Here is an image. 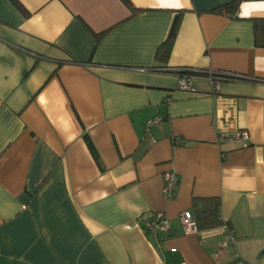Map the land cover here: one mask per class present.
<instances>
[{
  "label": "crops",
  "instance_id": "crops-1",
  "mask_svg": "<svg viewBox=\"0 0 264 264\" xmlns=\"http://www.w3.org/2000/svg\"><path fill=\"white\" fill-rule=\"evenodd\" d=\"M232 1L0 0V264H264V0Z\"/></svg>",
  "mask_w": 264,
  "mask_h": 264
},
{
  "label": "trees",
  "instance_id": "trees-1",
  "mask_svg": "<svg viewBox=\"0 0 264 264\" xmlns=\"http://www.w3.org/2000/svg\"><path fill=\"white\" fill-rule=\"evenodd\" d=\"M132 12L136 11V8L132 5L130 0H121ZM238 3V0H234L232 2H229L227 5L223 6L222 8H214L210 10V12L213 13H222L224 12V9H231V12L235 10L236 5ZM230 11V10H229ZM180 15L177 14L173 20V23L171 25V28L169 30V33L167 35V38L163 42L162 45L158 46V48L155 51V58L159 60H164L168 57L171 46L173 43V40L176 35V31L179 24ZM254 40L255 44L258 46H264V20H254ZM185 73H180L181 75H184ZM189 75V74H187ZM219 72H213L211 74L212 79L220 80L218 77ZM86 144L94 156L95 160L98 162L99 157L97 154V151L92 144V142L88 139L87 136H85ZM192 214L193 218L196 223V227L198 230L212 228L215 226H219L223 224V220L220 215V203L218 198L209 197V198H196L192 201Z\"/></svg>",
  "mask_w": 264,
  "mask_h": 264
},
{
  "label": "built area",
  "instance_id": "built-area-1",
  "mask_svg": "<svg viewBox=\"0 0 264 264\" xmlns=\"http://www.w3.org/2000/svg\"><path fill=\"white\" fill-rule=\"evenodd\" d=\"M213 72L209 71L208 72V76L211 79V81L213 82V84H215L217 86L218 84V80L216 79H212L211 78V74ZM179 87L181 89H185V90H192L191 86L189 85V75L184 74L180 76L179 79ZM158 119H154L148 122V124H151L154 121H157ZM247 133L243 130H236L235 132H231V133H225V134H221L220 135V140H223L225 138H234V139H240V140H246L247 139ZM164 187H163V195L170 198L173 197L175 194V186L177 184V177L175 175L174 172H167L164 175ZM180 220L182 222L183 225V231L185 234H191V233H198L200 230L197 229L196 227V223L193 217H188L185 216L183 214H180ZM169 223L168 221L163 217V215L161 213H155L153 215V218L149 221H147V227L148 230L152 231V232H162V231H166L168 229ZM230 234V241L233 240V236H232V232L229 231ZM227 243L226 242H222L220 244L221 247H224ZM175 248H171V251H174ZM236 264H243L240 261H237Z\"/></svg>",
  "mask_w": 264,
  "mask_h": 264
}]
</instances>
